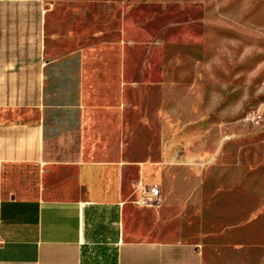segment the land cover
I'll return each mask as SVG.
<instances>
[{
    "label": "crops",
    "instance_id": "crops-1",
    "mask_svg": "<svg viewBox=\"0 0 264 264\" xmlns=\"http://www.w3.org/2000/svg\"><path fill=\"white\" fill-rule=\"evenodd\" d=\"M12 8L0 16V264H264L249 176L235 186L229 165L215 195L211 169L127 158L122 109L93 99L82 52L46 55L41 6ZM150 184L157 201L138 202Z\"/></svg>",
    "mask_w": 264,
    "mask_h": 264
},
{
    "label": "rangeland",
    "instance_id": "rangeland-1",
    "mask_svg": "<svg viewBox=\"0 0 264 264\" xmlns=\"http://www.w3.org/2000/svg\"><path fill=\"white\" fill-rule=\"evenodd\" d=\"M13 4L41 6L46 55L82 52L127 158L211 169L215 195L236 165L264 215V0H0L4 20Z\"/></svg>",
    "mask_w": 264,
    "mask_h": 264
},
{
    "label": "built area",
    "instance_id": "built-area-1",
    "mask_svg": "<svg viewBox=\"0 0 264 264\" xmlns=\"http://www.w3.org/2000/svg\"><path fill=\"white\" fill-rule=\"evenodd\" d=\"M146 195L142 196L140 199H138V202L140 203H146L148 201H157L158 197V188L155 184H150L146 188Z\"/></svg>",
    "mask_w": 264,
    "mask_h": 264
}]
</instances>
